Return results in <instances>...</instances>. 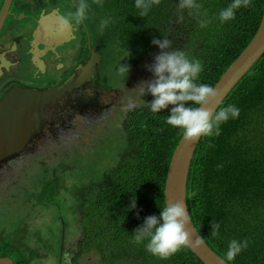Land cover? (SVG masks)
Returning <instances> with one entry per match:
<instances>
[{
	"label": "trees",
	"instance_id": "1",
	"mask_svg": "<svg viewBox=\"0 0 264 264\" xmlns=\"http://www.w3.org/2000/svg\"><path fill=\"white\" fill-rule=\"evenodd\" d=\"M87 2L96 27L102 18L111 17L103 30L107 43L127 63L151 64L159 52L151 39L166 36L170 49L200 61L195 82L210 86L250 42L263 7V0H249L247 7L236 9L232 19L221 23L216 13L230 0H195L198 9H181L179 0H155L143 17L134 0ZM201 19L208 21L203 27ZM229 104L239 114L219 123L218 134L201 135L197 143L187 175L186 206L198 234L228 264H264V54L215 113ZM170 107L157 113L147 108L127 112L125 130L115 136L112 159L95 166L99 173L91 166L90 173L81 176L89 181L80 177L73 190L77 207L76 216L71 215L77 223L72 228L66 225L65 236L78 228L80 246L96 262L202 264L185 245L161 259L145 250L144 241L132 239L144 217L158 214L164 205L168 163L182 135V130L164 122ZM104 147L103 151L108 144ZM36 162L38 166L43 160ZM133 196L135 207L128 208ZM212 223H218L215 236L210 231ZM231 239L245 240L247 246L227 260L224 253Z\"/></svg>",
	"mask_w": 264,
	"mask_h": 264
},
{
	"label": "flooded vegetation",
	"instance_id": "2",
	"mask_svg": "<svg viewBox=\"0 0 264 264\" xmlns=\"http://www.w3.org/2000/svg\"><path fill=\"white\" fill-rule=\"evenodd\" d=\"M91 9L89 4L85 20L56 33L45 31L43 25L72 12L74 0H0V100L14 88L58 91L44 105L39 127L26 143L25 150L0 166L2 216L4 199L28 181V171L37 167L36 161H47L51 156L61 158L79 149L84 152L88 147L94 156L95 148L109 145L110 139L113 142L116 134L125 130L129 102L135 103L134 109L147 108L144 104L150 100L147 93L139 97L135 89L141 80L150 79L147 64L127 63L118 53H113L106 33L93 23ZM92 56H96L98 62L89 74ZM119 64L129 66L125 76L118 73ZM83 76L87 80L81 81ZM63 187L71 192L75 189ZM30 201L36 203L34 198ZM76 207L77 204L72 203L70 209L75 216ZM33 221L31 224L23 222V226L28 224L24 228L26 232L18 231L15 243L6 234L10 247L0 252L6 264H34L23 260L28 253L23 247L24 237L33 238L32 229L36 228ZM59 221L57 239H52L56 246L54 257L48 247L31 246L44 264H63L65 253L70 255L71 264H106L80 252L79 229L66 237L65 222L61 217ZM73 222L77 223V218Z\"/></svg>",
	"mask_w": 264,
	"mask_h": 264
},
{
	"label": "clouds",
	"instance_id": "3",
	"mask_svg": "<svg viewBox=\"0 0 264 264\" xmlns=\"http://www.w3.org/2000/svg\"><path fill=\"white\" fill-rule=\"evenodd\" d=\"M151 2H155V0H134V6L139 10L138 15L140 17L147 13ZM248 3L249 0H230V3L216 13V17L221 23L230 20L234 17L236 9L247 7ZM178 7L181 9H198L200 6L195 0H179ZM88 8L87 0H74V10L72 12L57 18L53 23L44 24L43 28L48 32L59 33L64 31L85 20ZM263 9L264 0L262 13ZM110 20L111 17L102 18L98 30L103 31ZM207 22V19L199 21L201 27ZM150 43L156 45L159 49V52L153 56V62L145 66L151 73V78L146 81L141 80L135 89L139 97L145 93L152 97L150 101H144L147 109L152 113H157L159 110L171 105L168 108V115L165 116L164 122L173 128L182 130L185 140H194L201 135L218 134L219 123L226 121L230 116L235 118L239 114V109L229 104L220 108L214 116L210 117L208 110L201 107V105L214 97L216 93L212 87L213 85L195 82L202 68L200 61L190 58L184 51L170 49L171 41L166 36L160 35L159 39L153 37ZM128 67L127 64H119L117 71L125 76ZM188 102H191V105ZM135 107L136 105L133 102H129L127 105L128 110ZM127 207H135L134 196L129 200ZM188 222L186 207L182 202L165 203L159 208L158 214L144 217L142 223L133 230L132 239L136 243L144 241L147 252L164 259L187 243L188 233L185 226ZM217 228L218 223L211 224L210 231L213 236L216 235ZM196 243H199V241H196ZM246 246L247 241L245 240L231 239L227 243L224 256L227 260H232ZM62 262L63 264H71L68 253L63 255Z\"/></svg>",
	"mask_w": 264,
	"mask_h": 264
},
{
	"label": "water",
	"instance_id": "4",
	"mask_svg": "<svg viewBox=\"0 0 264 264\" xmlns=\"http://www.w3.org/2000/svg\"><path fill=\"white\" fill-rule=\"evenodd\" d=\"M264 53V9L260 23L247 46L237 55L221 77L213 84L216 95L201 107L213 116L226 95ZM98 58L92 56L88 73ZM81 81L87 80L83 76ZM58 93L56 89L35 91L32 89H11L0 100V166L25 150V145L39 127L40 115L46 103ZM201 136L194 140L179 138L171 154L163 187V202H182L187 211L189 222L185 226L188 241L185 246L202 264H228L203 241L194 228L186 206L185 188L190 162ZM199 241V243H196ZM0 264H6L0 258Z\"/></svg>",
	"mask_w": 264,
	"mask_h": 264
},
{
	"label": "rangeland",
	"instance_id": "5",
	"mask_svg": "<svg viewBox=\"0 0 264 264\" xmlns=\"http://www.w3.org/2000/svg\"><path fill=\"white\" fill-rule=\"evenodd\" d=\"M121 115L122 112L119 114V121L121 120ZM119 121L116 123V133L119 130ZM116 140L115 138L112 142V139H110L111 143L104 151V146L98 148V150L95 148L93 150V153H96L95 156L91 153V148L88 147V149L84 148V152L79 149V151L76 150L78 152L75 151L67 156L63 155L61 158L51 156L47 161L43 160V163L36 168H30L28 181L21 186L20 190H12L11 196L4 199L6 205L2 208L3 216L0 215V252L10 247L9 236L7 239L6 234L10 235L11 241L15 243L18 237L17 232L20 231L21 234H24L23 232H26L24 228L31 224L34 219L33 222L36 228L32 229L31 227L34 232V235L32 234L33 238L24 237L23 247L28 249V253L23 260L34 264H44L42 257L39 259V256L35 255L32 248L35 246H39L41 249L50 248L54 257L56 246L52 239H55V241L57 239L56 232L60 227L59 219L61 217L65 225H69L71 228L74 227L70 209L72 203L77 204L75 192L66 191L63 186L67 189L76 188L80 177L90 173L91 166L99 173V169L95 166L101 167L100 164L102 162L112 159L116 147L115 144L117 143ZM96 150L97 152H95ZM75 161L79 165L72 166L71 163ZM81 178L84 182L90 179L89 177ZM31 179L32 181L30 182ZM47 183L49 184L47 185ZM14 198L15 200L12 201ZM30 198H34L36 203H31ZM32 205L38 206V208L34 209ZM24 221L28 222L25 226H23ZM81 248L80 252H83L84 249L82 246Z\"/></svg>",
	"mask_w": 264,
	"mask_h": 264
}]
</instances>
